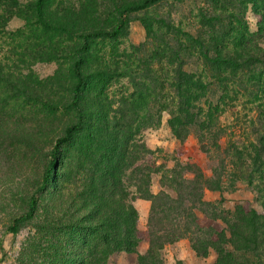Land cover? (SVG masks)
<instances>
[{
  "label": "trees",
  "instance_id": "1",
  "mask_svg": "<svg viewBox=\"0 0 264 264\" xmlns=\"http://www.w3.org/2000/svg\"><path fill=\"white\" fill-rule=\"evenodd\" d=\"M44 1L37 0L31 6L33 14L27 16L28 9L23 15L21 11L24 10L17 9L19 6H14L9 0H0V18L15 15L25 18L27 24L35 18L37 21L33 22L39 24L41 21V24L49 26L51 24L42 18L48 12ZM159 1L141 0L123 4L119 11L121 16L110 31L94 28V25L86 28L88 22L85 21L89 19V9L83 6L86 1L81 3L79 0L77 5L81 9H67V13L62 15L66 23L71 20L74 24V28L67 29L66 33L70 43L67 66L75 80L69 105L75 120L65 123L59 135L42 138L43 141L36 135V126L23 123L22 119L14 120L9 104L4 106V113L0 115V169H8L5 176L9 187L5 191L0 190V264L8 254L3 245L5 236H17L29 227L34 232L27 236L28 241L22 248L23 259L19 264H109L113 256L121 254H135L136 264H164L161 254L164 246L183 238L190 241L198 255L214 250L217 256L214 264H253L245 253L252 252L250 247H258L257 210H243L241 206L235 216L225 219L213 203L204 199L203 192L205 189L222 192L224 173L226 180H231L230 185L246 180L252 188L256 173L259 178L264 176V40L251 39L253 36H264V0H235L240 9L239 16L235 19L236 26L227 25V29H222L226 25L222 12L226 8L218 13L214 8L200 12L197 25L208 26L209 33L210 28L216 32L217 25L211 23L218 22L222 27L217 26V32L222 34H211L205 41L200 38L201 29L195 30L194 37L189 33L191 31L175 27L170 18L167 19L169 21L156 19L154 22L158 28L151 27L153 22L145 24L148 33L159 37L156 39L162 45L159 46V68L163 69V65L175 66L169 68L170 77L162 76L163 71L158 74L159 109L168 114V126L177 140L183 142L195 128L201 141L200 150L208 157L217 153L214 159L218 160V168H214L211 176L189 162L180 164L176 161L167 170L154 160L136 158L133 123L130 122L132 119L126 121V117L136 116L137 119L139 116L138 111L124 109L129 96H121L120 109L113 108V114H107L106 104L88 111L82 107L81 92L87 78L82 70V53L86 44L94 39L116 37L128 23V14L145 10ZM225 1L214 0V5L217 7ZM248 5L258 17L256 32L248 30L247 20L242 14ZM224 14L228 19L234 16ZM171 32L184 37V40H175L174 46L169 45ZM22 40L24 44L31 39L20 33H7L0 26V48L11 44L20 46ZM10 54L20 58L21 52L15 53L10 49L0 56V98L4 103L9 99L5 94L30 95L31 90L25 87L21 74V80H18L20 71L13 64L18 59L11 58ZM181 54L188 58H181ZM193 54L195 57L190 60ZM49 56L46 58L48 61L58 57L53 49ZM188 65L193 67V71H188ZM243 96L254 104L255 114L250 126L253 129L257 125L262 127L255 130L257 137L247 145L242 143V139L230 138L237 125L224 124L220 118L228 102L238 101ZM46 106L49 111L53 108L51 102H46ZM56 107L53 113H56ZM79 134L87 139L74 159L79 161L78 171H84V175L79 178L80 190H68V198H64L59 175L68 166L67 162L60 161V156L64 147ZM46 142H50L49 149L45 147ZM42 152L47 157L46 166L42 174H36L35 157ZM147 152L143 149L144 154ZM59 162L64 167L62 170L58 168ZM245 165L246 169H242ZM242 171L246 173L241 174ZM155 173H161L160 186L171 191V195L162 189L157 193L151 191L150 182ZM130 186L136 189V194H131ZM18 193L22 197L23 209L14 208L11 203ZM136 197L150 201L145 231L148 245L141 253L138 252L142 240L137 228L138 213L131 203ZM201 217L207 223L202 222ZM217 220L227 224L230 237L226 236L225 229L212 232L203 226ZM60 231L77 236L79 243H66L62 249L59 242L50 241ZM43 242L45 246L40 247ZM31 250L37 251V254L31 252V255ZM43 256L45 259L40 262L39 258ZM255 264L260 263L256 261Z\"/></svg>",
  "mask_w": 264,
  "mask_h": 264
},
{
  "label": "rangeland",
  "instance_id": "2",
  "mask_svg": "<svg viewBox=\"0 0 264 264\" xmlns=\"http://www.w3.org/2000/svg\"><path fill=\"white\" fill-rule=\"evenodd\" d=\"M78 1L45 0L44 4L48 12L42 18L46 23L51 24L49 26L41 24L43 23L41 21L39 24L38 22H33L37 21L35 18L29 21L28 24L25 18L15 17V15L0 18V26L5 32L16 35L20 33L23 37L31 39L27 40L24 44L23 40L20 41V46L15 47L11 46V44L0 48V56L3 51L5 53L10 49L15 53L21 52L20 58L13 54H10V56L11 58L18 59V61L13 63L20 71L17 74L18 80H21V74L25 79V87L31 88L30 95H20L19 93H15L14 95L12 93L5 94L9 97L5 103L0 98V115L4 113V106L9 104L8 107L11 109L13 119H22L23 123L32 124L31 126L33 127L36 126L38 131L36 135L41 139H49L54 135H59L65 123L68 124L75 120L74 111L69 105L75 80L67 66L69 60L67 54L70 43L68 41L69 34L66 33L67 29L74 28V24L71 20H68V23H66L62 15L67 13V9H81L77 4L86 1L85 5H83L89 9V19L85 21L88 22L86 23V28H91L94 25V28L110 31L121 16L119 11L123 7V4L129 2L136 3L141 0ZM9 2L14 6H19L18 10H24L21 11L23 15L25 10L28 9L29 12L25 14L28 16L33 14L31 6L37 0H9ZM215 5L214 0H161L145 10L128 14L126 16L129 20L128 23L116 37L91 40L83 49L82 70L87 78L81 92L82 107L88 111L91 108H97L100 104H106L108 107L107 114H113V108L117 107L120 109L121 96H129L128 103L125 104L124 109L138 111L137 117L139 116L137 119L135 118L136 116L129 118L131 117L129 115L126 117V121L132 119L130 122L133 123V141L137 145L136 158L145 157L144 159L154 160L157 164H162L164 169L167 170L176 161H179L180 164L189 162L199 166L203 173L210 176L214 168H218V160L214 159L217 153L213 154L212 157H208L206 153L200 150L201 141L194 131L195 128L191 127V132L183 142L177 140L168 126V114L160 111V83H158V74L163 71L162 76H169V68L175 66L171 64L168 67L163 65V69L159 68L158 57L161 54L159 46L162 45L156 39L159 37L148 33L145 29L146 23L153 22V26L151 27L158 28L157 23L154 22L156 19L161 18L164 21H169L167 19L170 18L175 27L179 26L182 30L191 31L189 33L194 37L195 30L201 29L202 37L200 36V38L205 41L211 34H215L218 31L217 26H221L218 22L211 23L217 25L215 26L216 32H213L210 28L211 33H209L207 30L208 26L197 25L200 21L197 15L200 12L214 8L216 13H218L219 11L221 12L222 8H226L222 12L226 25H223L222 29H227V25L236 26L234 24L235 19L239 16L240 9L235 0H226L222 5L217 4V7ZM224 13L234 16L228 19ZM242 14H244L245 20H247L248 30L256 32L258 17L251 6L248 5ZM236 28L240 30V28ZM161 30L164 31V28ZM170 34L169 45L174 46L175 40H180V42L184 40V37H179L173 32ZM216 34L220 35L222 33L219 31ZM251 39L260 41L264 40V36L261 38L253 36ZM216 40L219 41L218 39ZM225 40L229 41L231 39L226 38ZM51 49L54 50V53L58 57L53 61H48L46 58H50L49 53H51ZM194 57L193 54L189 59L191 60ZM181 58L188 57L185 54H181ZM188 66V71H193V67ZM169 100L171 103V96ZM46 102H51V106H53V108H50V111L47 109ZM54 106H57L56 113H53ZM101 112L103 113V111ZM54 114H56L55 118ZM254 114V104L249 103L243 96L238 101L228 102L220 118L224 124H236V132L230 138L242 139V143L247 145L249 141L257 137L255 130L260 128V125H257L256 129L250 126V122L254 119ZM38 123L39 125H35ZM86 139L84 135L79 134L77 138L64 147V151L60 156V161L67 162L66 166H68L59 175L62 180L60 185L64 198H68V190L69 192L75 189L80 190V186H78L79 178L81 175H84V171L79 173V161L74 158L75 153L80 150L82 143ZM49 145L50 142L45 143V147ZM143 149H147L150 153L144 154ZM66 155L68 156L67 158H65ZM35 158L37 160L36 174H42L47 162L45 152H42L40 155L37 154ZM247 160L246 163L248 164ZM60 164L59 162L58 168L61 167L60 170H62L64 167L60 166ZM227 165L230 167L229 162H227ZM244 168L246 169V165L242 167V169ZM8 172V169H0V190L2 191H5L9 187L8 178L5 176V173ZM64 173L66 174L63 175ZM245 173V171L241 172V174ZM256 174L257 177L254 178V185H252L254 188H252L247 185L246 180L237 181L234 185H230L232 182L228 178L226 180L224 173L222 175L224 190L220 192L219 190L205 189L203 197L206 201L213 203L217 208V212L225 217V219L235 216L241 206L243 210L244 208H254L257 210L259 213V220L257 221V232L259 234L258 247L256 249L250 247L249 249H252V252L245 254L253 260V264L256 261L264 264V176L261 175L262 177L259 178L260 175ZM160 177L161 173L152 174L150 182L151 191L157 193L162 189L171 195V191L166 187L160 186ZM50 189L53 191L52 186ZM130 191H132L131 194H136V189L133 186H130ZM4 194L7 196L6 193ZM14 200H11V203L15 205L14 208L23 209L20 193H18V196ZM131 203L138 213L137 228L142 238L138 246V252L141 253L145 251L148 245L145 239V231L147 230L146 225L150 201L136 197ZM203 219L201 217V221L207 223V220ZM203 226H205L207 231L212 230V232H220L221 228L225 229L226 236L230 237V230L227 224L221 220H217L215 223H211V225L203 224ZM209 226H211L210 229H208ZM33 232L34 230L29 227L22 230L17 236L11 234L5 236L3 245L8 254L2 264H19L20 259H23L22 248L28 241L27 236ZM50 241L59 242L62 249L65 248L66 243L75 245L79 243L78 237L72 233H67V231H60ZM41 246H45V242L40 244ZM29 252L31 255H33L31 252L37 254L35 250ZM161 252L164 264H214L217 257L215 251L212 249H209L206 255H198L187 238L165 245ZM44 259L45 257L43 256L42 259L39 258V261L41 262ZM109 264H136V255L121 254L113 256Z\"/></svg>",
  "mask_w": 264,
  "mask_h": 264
}]
</instances>
